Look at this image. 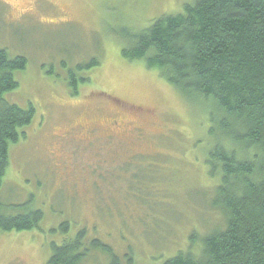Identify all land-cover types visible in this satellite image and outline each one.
<instances>
[{"label": "rangeland", "instance_id": "obj_1", "mask_svg": "<svg viewBox=\"0 0 264 264\" xmlns=\"http://www.w3.org/2000/svg\"><path fill=\"white\" fill-rule=\"evenodd\" d=\"M193 2L0 0V48L28 60L5 98L35 109L26 136L10 145L0 203L8 215L43 212L31 230H0V264H49L53 244L82 229L121 264L127 255L163 264L180 252L198 256L205 236L225 228L213 206L219 176L206 164L218 140L213 105L189 102L144 60L122 55L128 32ZM71 69L88 78L77 95ZM115 119L116 128L105 127ZM91 252L83 264L109 263Z\"/></svg>", "mask_w": 264, "mask_h": 264}, {"label": "trees", "instance_id": "obj_2", "mask_svg": "<svg viewBox=\"0 0 264 264\" xmlns=\"http://www.w3.org/2000/svg\"><path fill=\"white\" fill-rule=\"evenodd\" d=\"M124 58L144 60L189 102L213 105L211 119L218 140L206 159L211 177L219 176L213 206L223 211L224 229L203 239L196 256L180 252L163 264H264V0H194L184 12L155 19L140 33L128 32ZM93 60L87 67L98 65ZM27 58L0 48V188L10 165V145L31 124L35 109L6 100L18 88L15 71ZM83 65H78L81 69ZM73 93L88 78L69 71ZM43 219L40 209L8 215L0 203V230H31ZM64 231L69 224L63 223ZM75 237L53 244L49 264H83L91 250L121 264L102 240ZM129 264L133 257L127 255Z\"/></svg>", "mask_w": 264, "mask_h": 264}, {"label": "flooded vegetation", "instance_id": "obj_3", "mask_svg": "<svg viewBox=\"0 0 264 264\" xmlns=\"http://www.w3.org/2000/svg\"><path fill=\"white\" fill-rule=\"evenodd\" d=\"M114 111H116L115 109H114ZM117 112V111H116ZM119 125V123L117 122V119H115V120H109V122H107L106 123V125H105V127L106 128H110V130L112 131V129H114V128H116L117 126ZM106 128L104 129V130H106ZM96 131V128H90V129H88L87 130V132L89 133L88 134V136H91V135H94V132ZM96 133V132H95ZM108 136H111L112 135V133L110 132V133H108L107 134Z\"/></svg>", "mask_w": 264, "mask_h": 264}]
</instances>
